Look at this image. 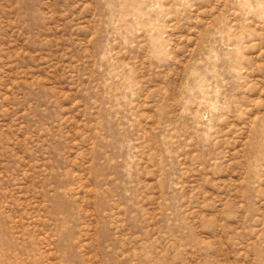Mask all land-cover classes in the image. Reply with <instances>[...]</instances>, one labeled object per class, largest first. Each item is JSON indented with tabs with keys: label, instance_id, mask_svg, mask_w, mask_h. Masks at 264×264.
<instances>
[{
	"label": "rangeland",
	"instance_id": "obj_1",
	"mask_svg": "<svg viewBox=\"0 0 264 264\" xmlns=\"http://www.w3.org/2000/svg\"><path fill=\"white\" fill-rule=\"evenodd\" d=\"M0 264H264V0H0Z\"/></svg>",
	"mask_w": 264,
	"mask_h": 264
}]
</instances>
